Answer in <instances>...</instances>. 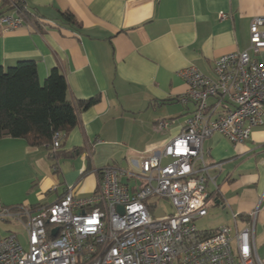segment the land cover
Wrapping results in <instances>:
<instances>
[{"label": "crops", "instance_id": "crops-1", "mask_svg": "<svg viewBox=\"0 0 264 264\" xmlns=\"http://www.w3.org/2000/svg\"><path fill=\"white\" fill-rule=\"evenodd\" d=\"M5 1L0 11L10 15ZM25 12L38 27L0 24V66L34 60L40 83L56 67L72 102L99 99L78 108L77 125L62 133L54 153L23 138H0V209L48 205L67 187L86 196L102 167L139 158L176 136L193 108L177 98L187 88L179 71L194 65L213 77L217 58L248 47L250 20L264 15V0H26ZM65 12L75 23L63 24ZM256 59L264 66V49ZM161 119L172 123L158 129ZM202 147L220 169L197 227L240 229L257 209L255 245L264 264V115L247 140L214 133Z\"/></svg>", "mask_w": 264, "mask_h": 264}, {"label": "built area", "instance_id": "built-area-1", "mask_svg": "<svg viewBox=\"0 0 264 264\" xmlns=\"http://www.w3.org/2000/svg\"><path fill=\"white\" fill-rule=\"evenodd\" d=\"M25 4L16 0L13 13L0 16V24L30 27ZM248 41L246 49L217 58L213 77L194 65L179 71L187 88L177 98L193 108L162 147L131 159L126 170L102 167L98 186L86 196L67 187L48 205L0 209V221L21 223L27 241L24 247L16 233L0 234V264H263L255 245L257 209L240 229L222 225L202 231L195 222L207 213L208 187L218 190L220 163L206 159L203 141L217 133L243 142L262 122L264 66L256 55L264 49V15L251 18ZM171 123L154 124L163 129ZM61 139L55 132L53 150ZM161 199L171 211L156 218L152 211Z\"/></svg>", "mask_w": 264, "mask_h": 264}, {"label": "trees", "instance_id": "trees-1", "mask_svg": "<svg viewBox=\"0 0 264 264\" xmlns=\"http://www.w3.org/2000/svg\"><path fill=\"white\" fill-rule=\"evenodd\" d=\"M15 2L6 0L7 9H13ZM27 14L30 27L37 28L36 17ZM61 18L63 24L75 23L71 13H61ZM35 65L34 60L23 59L9 67L0 66V138H23L31 146L48 145L54 153V133L67 134L78 123V108H88L99 98L72 102L63 73L54 67L40 83Z\"/></svg>", "mask_w": 264, "mask_h": 264}, {"label": "rangeland", "instance_id": "rangeland-1", "mask_svg": "<svg viewBox=\"0 0 264 264\" xmlns=\"http://www.w3.org/2000/svg\"><path fill=\"white\" fill-rule=\"evenodd\" d=\"M182 105L179 104V107H181ZM164 130V129H161ZM131 159H129L128 161H124V159H117L116 163L117 166L120 169L126 170L128 167L131 168V165L129 164V161ZM164 162H166V159L163 160ZM124 181L126 180V177H123ZM171 211V204L167 201V200H160L159 204L157 206V208L155 210L152 211V215L157 217H160L165 213H169ZM203 222V220H199L198 224L201 225ZM6 231H12L14 233L17 234L18 239L20 241V243L26 247L27 241H26V234L25 231L23 229V226L21 223H19L18 221H14V220H8V221H0V234L5 233Z\"/></svg>", "mask_w": 264, "mask_h": 264}, {"label": "water", "instance_id": "water-1", "mask_svg": "<svg viewBox=\"0 0 264 264\" xmlns=\"http://www.w3.org/2000/svg\"><path fill=\"white\" fill-rule=\"evenodd\" d=\"M118 209L121 211L122 210V207H118ZM56 230H57V228H54L53 230H52V233L54 234L55 232H56Z\"/></svg>", "mask_w": 264, "mask_h": 264}]
</instances>
